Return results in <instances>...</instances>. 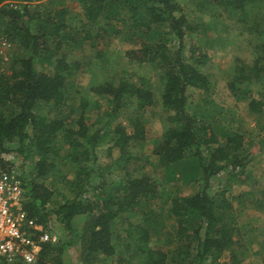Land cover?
<instances>
[{"label": "trees", "instance_id": "1", "mask_svg": "<svg viewBox=\"0 0 264 264\" xmlns=\"http://www.w3.org/2000/svg\"><path fill=\"white\" fill-rule=\"evenodd\" d=\"M5 1L8 3L3 5ZM32 1L0 0V22L6 19V32L10 30L12 34L9 40L26 52L25 56L14 60L8 73L0 74V153L24 154L32 146L38 155L33 177L27 181L21 176L22 207L36 219L37 234L45 227L57 234L58 242L42 244L34 264H74L72 247L77 242L84 261L96 253L98 257L116 256L115 259L132 264L133 257L125 260L115 254L110 226L120 216L133 213L142 201L146 206L157 199L159 184L148 176L135 178L127 170L124 176L114 172L102 160L98 149L104 139L118 148L115 162L119 166L121 161L129 159L124 155L127 145L143 139L140 115L153 105L152 92L143 79L134 83L129 80L131 76H122L117 83L111 79L93 87V93L105 97L107 108L97 118L100 124L92 132L85 120L87 103L83 100L78 116H72L71 112L64 116L66 124L63 118L45 119L32 139L26 132L28 125L37 123L32 114L36 103L60 106L65 100V80L70 67L76 69L77 63L67 60V51L59 57L55 56L57 52L66 49L69 53L73 44L119 34L124 25L135 36L139 34L140 39L136 48L126 52L127 59L131 63H150L160 71V102L170 124L162 140L154 141L152 149V154L161 162L160 183L174 185L182 181L195 186L194 192L173 197L166 210L174 218V223L170 224L173 232L166 242L174 246L171 260L167 258L169 250L149 244V236L164 229L150 216L133 228L138 234L135 239L138 245L134 243L129 248L139 252L142 264H224L218 261L223 253L228 254L230 264H238L246 248L234 206L225 190L211 187L224 172L230 180L242 182L248 164L264 148V139L253 141L222 131L216 117L218 107L212 100H208L204 108L189 102L188 87L208 92V81L190 63L194 53L190 57L185 55L186 41L192 38L197 24L189 21L181 0H74L81 6L77 17H66L65 11H54L55 15L51 16L33 6ZM9 2L16 7H10ZM262 2L264 0H201L199 7L200 12L204 10L213 15L220 4H233L235 9L245 11ZM259 18L251 27L255 25L257 30H264V13ZM74 30H83L82 37ZM89 30L101 33L93 36ZM199 55L198 61L205 58ZM42 65H49L51 70L43 72ZM240 70L236 68V76L227 87L232 94L242 97L243 88L237 84L264 78V41L256 49L252 65L245 71ZM252 104L253 109L261 113L258 103L251 101L250 106ZM6 105L13 110L7 115L1 110ZM121 115L127 117L130 134L118 124L111 127ZM220 135L224 137L222 143H219ZM60 141L67 144L69 159L75 164L74 177L65 182L71 195L54 208H48L53 190L44 181L54 166L51 159ZM111 149L107 151L108 156ZM4 167L5 162L0 159V169ZM127 167L124 165L125 169ZM88 190L91 195L83 197ZM77 216L85 217L86 224L75 234L73 220ZM0 264L22 263H10L0 257Z\"/></svg>", "mask_w": 264, "mask_h": 264}, {"label": "rangeland", "instance_id": "2", "mask_svg": "<svg viewBox=\"0 0 264 264\" xmlns=\"http://www.w3.org/2000/svg\"><path fill=\"white\" fill-rule=\"evenodd\" d=\"M200 1L181 0L180 2L185 8L184 11L189 21L194 25L197 24L195 32L191 35L192 38L186 41L185 55L190 57L194 53L190 63H193L197 70L207 77L208 81V92L188 87L189 102L204 108L208 100H212L218 107L215 111L219 125L223 128L222 131L239 134L248 140H262L264 139V96H262L264 78L237 84L239 88H243L244 95L242 97L232 94L227 84L235 78L237 67L242 72L252 65L256 58V49L264 41L262 32L264 30H257L255 25L254 28L251 27L256 19H260L259 15L264 13V2L258 7L245 8V11L235 9L233 4H220L211 15L210 13L206 14L203 9L200 12ZM4 3L8 2L5 1L2 4L4 5ZM31 4L39 10L49 12L51 16L55 15L54 11H65L66 17H77L81 12V6L74 0H33ZM9 5L14 7L12 3ZM1 21L0 36L5 37L12 45V56L8 68L10 71L14 60L25 56L26 52L18 43L9 40L12 34L8 32L10 30L6 32V19ZM120 28L119 34L105 36L103 40L96 39L95 42L89 39L80 44H73V50H70L69 53L66 49L57 52L58 55L55 56L59 57L67 51V60L77 63L76 69L70 67L71 72L65 80L67 86L65 100L60 106L52 103H36L32 109V114L37 123L28 125L26 132L29 139H32L38 133L40 123L45 119H65L64 116L70 112L72 116H78L81 100L87 103L84 115L86 122L88 125L90 124L89 132H92L100 124H97V118L107 108L105 97L93 93V87L105 80L112 79L114 83H117V80L122 76L124 78L131 76L129 80L134 81V83L143 79L145 86L153 95V105L140 115V120L144 126L143 139L130 142L127 145L124 155H127L129 159L126 162L121 161L119 166L115 162L119 155L118 148L112 147V144L104 139L98 149L102 160L109 164L114 172L124 176V171L127 170L135 178L148 176L153 182L159 184L157 199L146 206L142 201L133 213L120 216L119 220H115L110 226V231L114 235L111 245L114 246L117 256H121L125 260L133 257L132 264H142L139 252H134L129 247L134 243L138 245L135 240L138 238V234L133 228L144 223L142 221L150 216L156 218L158 225L164 229H161L158 234L149 236V244L150 246H162L165 250H169L167 258L171 260L174 246L168 245L166 242L173 232L170 224L174 223V218L166 210L169 209L170 200L173 197L194 192L195 186L194 184H183L182 181H177L174 184L176 186L172 185L173 183H160L158 173L162 171L161 162L159 157L152 154V149L155 145L154 141L162 140L163 134L170 126L167 113L163 111L160 102V71L155 66H151L150 63L138 64L135 61L131 63L127 59L126 52L136 48L139 44V34L135 36L126 25ZM78 29H81L80 25H78ZM74 31L80 32L79 38L82 37L83 30ZM89 31L93 36L101 33L98 30ZM74 37L78 38V35L75 34ZM199 54L205 58L198 61ZM41 67L43 72L51 70L49 65H42ZM251 101L258 103L261 113L253 109V104L250 106ZM1 110L6 115L13 111L10 105L1 107ZM63 123L66 124L67 119ZM114 124L124 127L126 133L130 134L131 126L128 124L126 116L118 117L111 124V127ZM218 138L219 143L224 141L222 135ZM25 144L28 145L29 141L26 140ZM12 146L16 147V144ZM56 147V155L50 153V156L52 155L51 161L54 160V166L44 181L53 190L51 202L47 204L48 208H54L71 195L65 182L74 177L75 170V164L69 159L70 155L67 153V144L60 141ZM29 148L28 152L26 151L24 154L15 151L8 154L0 153V159L5 162L4 168L16 170L27 181L33 177L34 165L38 160L35 148L32 146ZM110 148L112 149L108 156L107 151ZM122 164L128 167L125 169ZM216 183L218 184L216 185ZM213 184L214 186L211 188L226 191V197L235 209L236 223L243 233L242 243L246 248V254H240L238 264H264V148L248 164L247 175L242 182L230 180L227 172H224L217 181L214 180ZM91 193L88 190L83 197L90 196ZM240 194H243L244 197L237 198ZM85 224V217H75L73 220L75 234L80 232ZM127 229L129 232H126ZM49 230L43 228V231L48 232ZM79 244L77 242L72 247V253L75 257L74 264H129L126 261L115 259L116 256L106 259L103 256L98 257L96 253L91 254L88 260L84 261ZM218 261L219 263L230 264L227 253L220 255Z\"/></svg>", "mask_w": 264, "mask_h": 264}, {"label": "built area", "instance_id": "3", "mask_svg": "<svg viewBox=\"0 0 264 264\" xmlns=\"http://www.w3.org/2000/svg\"><path fill=\"white\" fill-rule=\"evenodd\" d=\"M12 45L0 36V74L8 73ZM24 189L14 169H0V257L7 262L34 264L42 244H56L53 232L37 234L36 219L22 207Z\"/></svg>", "mask_w": 264, "mask_h": 264}]
</instances>
